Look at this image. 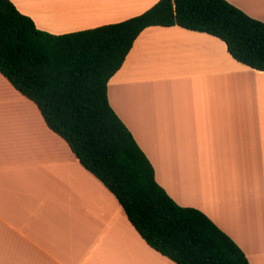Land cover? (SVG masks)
Returning <instances> with one entry per match:
<instances>
[{"label":"crops","instance_id":"crops-1","mask_svg":"<svg viewBox=\"0 0 264 264\" xmlns=\"http://www.w3.org/2000/svg\"><path fill=\"white\" fill-rule=\"evenodd\" d=\"M11 1L38 29L63 35L126 21L160 0ZM227 1L264 23V0ZM108 98L158 184L204 212L250 264H264V72L236 61L214 36L150 27L110 80ZM0 264H176L142 239L1 74Z\"/></svg>","mask_w":264,"mask_h":264},{"label":"trees","instance_id":"trees-1","mask_svg":"<svg viewBox=\"0 0 264 264\" xmlns=\"http://www.w3.org/2000/svg\"><path fill=\"white\" fill-rule=\"evenodd\" d=\"M174 26L222 40L236 61L264 72V23L227 0H160L126 21L63 35L38 29L11 0H0V74L115 196L152 249L176 264H250L205 213L179 205L158 184L109 102L108 84L138 36Z\"/></svg>","mask_w":264,"mask_h":264},{"label":"rangeland","instance_id":"rangeland-1","mask_svg":"<svg viewBox=\"0 0 264 264\" xmlns=\"http://www.w3.org/2000/svg\"><path fill=\"white\" fill-rule=\"evenodd\" d=\"M188 195H190V193H189ZM192 202H194V203H198L199 201H195V200L193 201V200H192ZM184 207H187V206H184ZM189 207H190V206H189ZM192 208H194V207H192ZM196 209H197V208H196ZM198 210H199V209H198ZM200 211H201V210H200ZM203 213H204V212H203Z\"/></svg>","mask_w":264,"mask_h":264}]
</instances>
